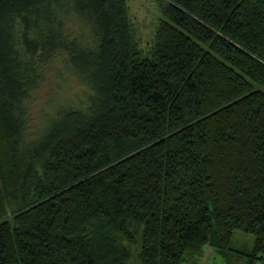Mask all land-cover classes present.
I'll return each mask as SVG.
<instances>
[{
	"label": "trees",
	"instance_id": "1",
	"mask_svg": "<svg viewBox=\"0 0 264 264\" xmlns=\"http://www.w3.org/2000/svg\"><path fill=\"white\" fill-rule=\"evenodd\" d=\"M157 3L0 0V264L264 259V0Z\"/></svg>",
	"mask_w": 264,
	"mask_h": 264
},
{
	"label": "rangeland",
	"instance_id": "2",
	"mask_svg": "<svg viewBox=\"0 0 264 264\" xmlns=\"http://www.w3.org/2000/svg\"><path fill=\"white\" fill-rule=\"evenodd\" d=\"M128 5L137 29V36L145 45L152 38L155 25L162 16L157 0H128ZM81 90L83 91L82 85L71 77L61 92L68 100L81 104V100L84 99V96L80 94ZM42 92H44V97L48 96L46 88ZM254 245V235L237 230L232 238L234 251L228 252L231 254L224 256L210 245H205L200 264H234L232 259L238 261L237 264H248V261L252 259ZM253 264H264V259H258Z\"/></svg>",
	"mask_w": 264,
	"mask_h": 264
}]
</instances>
